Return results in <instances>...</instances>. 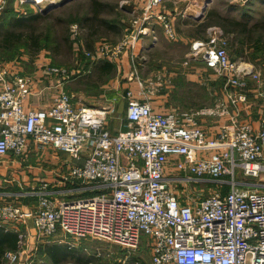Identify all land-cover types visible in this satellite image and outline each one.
Wrapping results in <instances>:
<instances>
[{
    "label": "built area",
    "instance_id": "obj_1",
    "mask_svg": "<svg viewBox=\"0 0 264 264\" xmlns=\"http://www.w3.org/2000/svg\"><path fill=\"white\" fill-rule=\"evenodd\" d=\"M47 1L14 0V7ZM165 1L138 0L140 13L128 32L116 43L84 50L85 57L93 65L102 60L122 65L127 54L134 65L138 41L153 33L156 42L155 26L177 40L172 15L159 9ZM9 4L0 0V15ZM209 30L207 40L191 43V54L212 77L206 81L223 82L214 105L157 111L152 103L163 77L137 78L138 89L123 96L124 128L116 132L108 122L116 97L107 104L77 102L63 88L70 71L44 62L41 76L56 81L57 95L52 105L31 109L25 100L34 78L19 71L20 63L0 60V160L11 154L23 160L35 149L82 161L60 173V182L69 185L64 196L45 184L29 209L0 203V224H10L18 235V249L5 253L6 264L22 262L33 229L37 244L60 229L76 240L121 245L128 253L144 233L153 264H264V190H250L264 189V111L257 128L240 120L252 104L264 103V65L258 70L250 61H234L222 30ZM211 116L225 119L213 132L199 122ZM239 170L256 180L239 178ZM199 181L214 182L208 195L193 188ZM87 190L94 194L66 198Z\"/></svg>",
    "mask_w": 264,
    "mask_h": 264
},
{
    "label": "rangeland",
    "instance_id": "obj_2",
    "mask_svg": "<svg viewBox=\"0 0 264 264\" xmlns=\"http://www.w3.org/2000/svg\"><path fill=\"white\" fill-rule=\"evenodd\" d=\"M10 5L11 18L0 22V59L16 58L22 73L33 78H40L38 74L42 73L44 62L65 67L71 76L63 88L73 94L77 102L107 104L110 103L107 96L112 93V97H116L113 103L116 108L108 122L113 132L124 128L126 103L123 96L132 88L128 77L133 71L130 80L135 82L137 78L148 82L163 77L155 98L166 109H201L214 105L216 97L223 93V82L206 81L205 78L212 77L204 63L191 54V43L197 39L207 40L212 27L221 29L230 42L229 52L234 61H250L258 70L264 65V0H166L159 9L165 8L172 15L178 38L170 41L162 28L155 26L156 42L152 41L153 33L138 41L134 65L130 63L131 72L124 71L123 64L119 63H114L115 68L106 72L97 66L101 61L93 65L83 53L101 42H118L128 32L135 15L140 13L138 0H48L39 5L27 2L18 7L10 0ZM221 120L220 116H211L199 122L213 132L219 128ZM66 157V153L62 154V158ZM72 162L82 163L76 159ZM21 163H32L31 157L29 162ZM63 171L66 170L58 173ZM237 176L246 179L240 170ZM212 185L214 182L199 181L193 188L204 189L206 196ZM93 194L87 190L68 199ZM144 237L142 233L139 247L128 253L121 245L91 238L76 240L59 229L55 235L35 245L27 263L153 264L148 239ZM54 249H58V262L49 257ZM6 263L4 254L0 264Z\"/></svg>",
    "mask_w": 264,
    "mask_h": 264
},
{
    "label": "crops",
    "instance_id": "obj_3",
    "mask_svg": "<svg viewBox=\"0 0 264 264\" xmlns=\"http://www.w3.org/2000/svg\"><path fill=\"white\" fill-rule=\"evenodd\" d=\"M7 61H16V63L19 65V62L16 60V58L12 60L7 59ZM122 62L124 71L130 70L131 72V64L127 54L123 56ZM19 71L22 72L21 70ZM41 74L42 73L38 74L40 78L34 77L33 91L27 96L25 100V105L31 109H43L52 105L54 98L57 95H55V91L57 90L56 81H53L52 83H50L51 85H49L46 81L41 80L43 79ZM130 79H132V76L128 77V80L131 82L130 85L132 86V88L134 90H137V82L131 81ZM112 96V93H110L107 96V100H111L112 98H114ZM152 104L154 109L157 111L169 110L166 109V107L161 106L156 98ZM261 111H264V103L261 101H257V103H255L254 105L252 104V107L250 109L244 110L240 120L244 122L249 121L255 128H257L259 126L258 119ZM223 122H225V119H222L219 123L221 124ZM64 153L65 152L62 151L52 152L47 150L39 152L34 149L31 150V152L28 153L27 157L23 160L22 158L15 157L12 154L0 160V203L4 201L14 202L23 205L26 209H29L30 207H33L38 203L39 193L44 192L42 191V188L45 184L48 185V190L50 192H55L59 197L64 196L63 194L69 190V185L67 186L64 183L60 182V173L58 172L69 169L72 165H74V163L72 162L74 159H72L67 153V157L62 158V154ZM30 157L32 163H21L22 161L29 162ZM51 166L52 168L48 170V168ZM54 176L55 178H53ZM68 197L70 196H67L66 198ZM0 229H3L4 232H11L16 234L15 228L13 226H10V224L8 223H1ZM32 233L33 234L30 236L27 242V249L24 250L21 254L22 262L20 264H27L26 262L31 258V252L37 244L35 229L32 230ZM3 256L1 257L0 262L3 259Z\"/></svg>",
    "mask_w": 264,
    "mask_h": 264
},
{
    "label": "trees",
    "instance_id": "obj_4",
    "mask_svg": "<svg viewBox=\"0 0 264 264\" xmlns=\"http://www.w3.org/2000/svg\"><path fill=\"white\" fill-rule=\"evenodd\" d=\"M12 5H8V9L5 10L3 15L0 18V22H7L11 17L8 15L9 13L12 14V10L10 9ZM7 15V16H5ZM1 60V59H0ZM100 69L109 72L112 71L115 68V64L107 61L102 60L98 65ZM17 235L11 232H4L3 229H0V259L1 257L8 251V250H16L17 249ZM8 248V250H7ZM52 249V247H51ZM50 249V250H51ZM7 250V251H6ZM57 250L54 249L52 252L49 253V257L54 261L58 262L57 258Z\"/></svg>",
    "mask_w": 264,
    "mask_h": 264
}]
</instances>
